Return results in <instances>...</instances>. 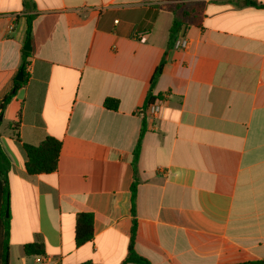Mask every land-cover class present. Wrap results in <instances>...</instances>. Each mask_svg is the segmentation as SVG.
<instances>
[{"label":"crops","instance_id":"crops-1","mask_svg":"<svg viewBox=\"0 0 264 264\" xmlns=\"http://www.w3.org/2000/svg\"><path fill=\"white\" fill-rule=\"evenodd\" d=\"M246 1L0 0L9 264H47L25 254L33 243L53 264H123L134 221L149 264H264V0ZM176 18L186 49L170 46ZM48 137L57 170L28 174L23 146ZM79 214L94 218L81 246Z\"/></svg>","mask_w":264,"mask_h":264},{"label":"trees","instance_id":"trees-1","mask_svg":"<svg viewBox=\"0 0 264 264\" xmlns=\"http://www.w3.org/2000/svg\"><path fill=\"white\" fill-rule=\"evenodd\" d=\"M247 5H256L253 1L247 0L245 2ZM184 5H176L175 10H180ZM183 22L179 18H176L171 30H170V46L174 47L176 41L179 39L182 31ZM31 27L29 25V33ZM25 56L29 55V52L24 53ZM165 61H163L158 68L155 70L154 75L151 80V88L155 86L158 79L162 75L164 69ZM25 59L22 69H25ZM27 82L26 77L24 76V80L21 83H18L16 89L19 86H24ZM13 95H8L0 102V113L3 114L6 107L13 99ZM154 98L152 96V92L148 95V98L145 103V107L148 108L154 103ZM104 106L109 109L116 111L119 108V102L115 99H107L104 103ZM3 121H0V134L1 127ZM9 127L13 128V131H18V124L9 125ZM145 130L142 128L139 141L134 151L133 157V166L135 170V180L132 185V196L133 200L136 196L138 179H137V162L141 153L142 139L144 136ZM62 148V143L52 137L46 138L42 143L38 146L32 145H24L23 149L27 155V161L25 164V169L30 175H42V174H51L55 172L58 168V162L60 157V152ZM11 169L10 160L3 150V147L0 143V180L2 181L5 189L6 196L9 192V173ZM135 221L132 229V238L129 247V255L126 261L123 264L128 263H136V264H149V262L142 257L138 256L134 250V238H135ZM94 234V218L92 214H79L76 220V244L77 246H81L86 242L90 241ZM9 250H10V219L4 215L3 220V236L2 242L0 246V264H9ZM25 254L28 256H36V255H44L45 249L42 244H27L24 247ZM82 264H92L91 262H86Z\"/></svg>","mask_w":264,"mask_h":264},{"label":"built area","instance_id":"built-area-1","mask_svg":"<svg viewBox=\"0 0 264 264\" xmlns=\"http://www.w3.org/2000/svg\"><path fill=\"white\" fill-rule=\"evenodd\" d=\"M142 38H144V36H142ZM144 40V39H142ZM188 46V43L186 41H178L176 42L175 44V47L178 48V49H186ZM25 70L28 72V73H31L32 72V67H31V64H26L25 66ZM151 109V112L153 114H155L157 111H158V107L156 105H151L149 107ZM36 260L39 262V263H47V264H53L52 260L50 259V257L46 256V255H39V256H36Z\"/></svg>","mask_w":264,"mask_h":264},{"label":"water","instance_id":"water-1","mask_svg":"<svg viewBox=\"0 0 264 264\" xmlns=\"http://www.w3.org/2000/svg\"><path fill=\"white\" fill-rule=\"evenodd\" d=\"M25 51L30 52L31 51V41L28 40L25 47H24ZM17 80L22 82L23 81V71H20V73L18 74ZM0 121H2V116L0 117ZM7 217H8V212H7Z\"/></svg>","mask_w":264,"mask_h":264}]
</instances>
